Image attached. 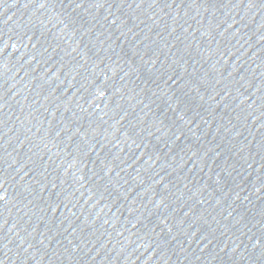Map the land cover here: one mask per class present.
Wrapping results in <instances>:
<instances>
[{"label": "water", "instance_id": "obj_1", "mask_svg": "<svg viewBox=\"0 0 264 264\" xmlns=\"http://www.w3.org/2000/svg\"><path fill=\"white\" fill-rule=\"evenodd\" d=\"M0 101L206 264H264V0H0Z\"/></svg>", "mask_w": 264, "mask_h": 264}]
</instances>
